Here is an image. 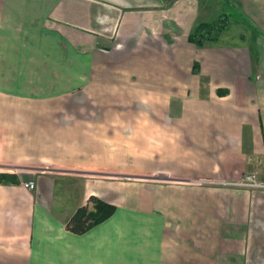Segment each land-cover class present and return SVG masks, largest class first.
I'll return each mask as SVG.
<instances>
[{
  "label": "crops",
  "instance_id": "0c3cea01",
  "mask_svg": "<svg viewBox=\"0 0 264 264\" xmlns=\"http://www.w3.org/2000/svg\"><path fill=\"white\" fill-rule=\"evenodd\" d=\"M229 1L256 42L191 43L205 0H0V264H264V190L204 182L264 181V0Z\"/></svg>",
  "mask_w": 264,
  "mask_h": 264
},
{
  "label": "trees",
  "instance_id": "16d2710c",
  "mask_svg": "<svg viewBox=\"0 0 264 264\" xmlns=\"http://www.w3.org/2000/svg\"><path fill=\"white\" fill-rule=\"evenodd\" d=\"M230 22L226 13H223L214 22L200 21L191 31L188 39L191 43L203 47L209 42L217 41L221 33L230 26ZM0 183L18 184L19 177L16 172L0 169ZM89 203H92L93 208L89 204L79 207L67 222V229L77 234H83L95 224L108 218L114 211L113 205L96 196H91Z\"/></svg>",
  "mask_w": 264,
  "mask_h": 264
},
{
  "label": "rangeland",
  "instance_id": "374dc122",
  "mask_svg": "<svg viewBox=\"0 0 264 264\" xmlns=\"http://www.w3.org/2000/svg\"><path fill=\"white\" fill-rule=\"evenodd\" d=\"M235 6L236 5L234 3H231L229 0H205V6H203V10H202V15L203 16L201 17V21L214 22L215 20H218L219 17L223 13H226V14H228V17H229L230 21H232V22L234 21L235 23H237V25H238L237 27L242 28L241 27V24H245L246 23V20L242 17V13L239 12L240 8L237 7L239 9L238 10ZM246 25L247 24H245L243 26V29L246 27ZM105 29H106V27H105ZM223 32H225V30ZM223 32L221 33V35L219 36V38L217 39V41L220 40V38H222V40H227V41L228 40H233V41H236L237 43H240L241 41H245L247 35L249 34V30H248V32H246V34H243V35H241V36L238 37L237 36V33H233V30H232L231 34L225 35V36L222 37ZM252 32H253L252 35H251V33L249 34L251 36L250 37L251 38L250 41L251 42H256V40H254V39H256L257 38L256 36H258L259 34L256 33L254 30H252ZM259 41L262 42V41H264V39L263 38H260ZM260 53L261 52L259 51L258 54L260 55ZM259 58H260V56H259ZM194 65H195L194 68H193L194 71L195 72H198V66L200 68V65L198 63H196V62H195ZM199 71H200V69H199ZM214 86L215 85H213V87ZM194 100H196V99H194ZM181 101L182 100H176L175 99V100H171L170 102L172 103L173 106H175V105H180V102ZM184 101L190 103L193 100L192 99H189V100H184ZM127 102H129V101L127 100ZM158 102H160V100H158ZM167 102H168V100H166V103ZM128 105H130V103ZM135 105H136V107L145 109V107H147V108L149 107L150 103H149V101L142 102V100H136ZM159 106H160V104H159ZM145 116L148 117V115H145ZM132 149H136V148H132ZM41 167H43V166H41ZM41 167H38V168H41ZM67 168H69V166H67ZM64 169H66V168H64ZM123 171L122 172L124 173V175L125 176H128L127 178H129L130 175H131V174H129L130 171H125V170H123ZM124 175H122V176H124ZM146 176H149V174H147ZM126 180H128V179H126Z\"/></svg>",
  "mask_w": 264,
  "mask_h": 264
},
{
  "label": "built area",
  "instance_id": "2783aa9c",
  "mask_svg": "<svg viewBox=\"0 0 264 264\" xmlns=\"http://www.w3.org/2000/svg\"><path fill=\"white\" fill-rule=\"evenodd\" d=\"M61 171H66V170H61ZM125 176V175H124ZM128 176H125L127 178ZM129 178H135L134 176H130ZM208 184L211 185H220V186H232V187H237V188H246V189H262L264 190V181L260 179L259 174L257 171L253 170L250 171L244 176L236 181H231V180H208L204 181ZM25 186H27L30 189H35L36 188V183L34 181H30L25 183Z\"/></svg>",
  "mask_w": 264,
  "mask_h": 264
}]
</instances>
